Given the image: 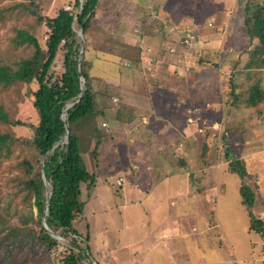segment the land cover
<instances>
[{
    "label": "rangeland",
    "instance_id": "374dc122",
    "mask_svg": "<svg viewBox=\"0 0 264 264\" xmlns=\"http://www.w3.org/2000/svg\"><path fill=\"white\" fill-rule=\"evenodd\" d=\"M76 1L82 2L40 0L38 7L41 14L52 17L60 7ZM112 1L107 0L109 7ZM123 1L122 17L146 13L149 23L154 16V26L160 17L172 24L166 28L169 33H162L163 46L155 43L145 48L152 57L158 61L160 47L173 41L158 62L162 66L152 65L154 58L149 56L136 62V52L130 46L133 42L117 35L111 36L107 44H120L116 51L120 54L105 55L103 34L109 14L98 9L93 20L85 57L92 61L93 87L97 89L101 82L110 88L107 97L96 100L104 114L93 119V124L105 129V141L94 159L91 151L95 140L86 130L87 143L82 148L87 169L95 173L93 185L81 191L84 220L79 230L88 225L91 231L90 258L96 264H264V242L258 233L248 232L249 218L236 194L248 179L241 182L239 175L227 172L232 158L242 161L241 154L250 152L249 148L264 149L259 131L263 120L241 104L250 83L264 86V70L256 72L254 81L245 78L249 70L246 56L256 46L238 22L245 0H149L140 12L129 7L133 1L144 0ZM152 7L158 10L152 11ZM78 13L75 9L74 14ZM38 15L27 1L0 2V66H13L31 55V47L16 46L11 41L17 31H25L42 43L44 30ZM184 40L188 43L182 44ZM152 49L158 51L157 56ZM124 57L128 61L122 60ZM169 66L174 68L172 72ZM121 105L137 109L132 123L112 121L113 112ZM0 106L10 122L24 123L0 124V134H9L16 141L10 158L0 162V206L9 204L12 223H18L20 214L39 220L35 207L25 204L21 195L15 197L18 187L12 182L15 177H23L19 166L22 160L33 164L35 170L42 161L36 164V150L23 144L31 138L29 126L37 120L26 85L14 82L0 86ZM260 110L264 111V106ZM141 117H146L145 125ZM188 117L191 124L187 123ZM171 123L178 133L186 129L193 137L181 140L180 149L186 151L182 161L172 159L166 148L159 150L163 148L157 138L156 143L142 142L139 136L146 127L166 133L163 125L169 131ZM166 140L168 149L181 155L173 140ZM161 165L169 169L159 173ZM242 165L245 168L244 162ZM179 168L181 174L175 175ZM208 168L212 170L208 172ZM257 170L264 182V165H257ZM118 179L122 180L120 187L115 184ZM219 184L223 186L218 190ZM205 192L210 196L204 198ZM259 195L264 198V193ZM251 207L253 218L264 221L260 208Z\"/></svg>",
    "mask_w": 264,
    "mask_h": 264
},
{
    "label": "trees",
    "instance_id": "16d2710c",
    "mask_svg": "<svg viewBox=\"0 0 264 264\" xmlns=\"http://www.w3.org/2000/svg\"><path fill=\"white\" fill-rule=\"evenodd\" d=\"M21 1H27L39 13L37 21L43 27L44 38L40 43L33 35L17 31L11 39L13 44L31 47L32 52L28 58L19 60L13 66H0V86L20 82L28 89L37 120L35 124L28 125L32 136L23 144L36 150V164L58 141L62 144L43 160L42 171L48 188H45L42 181L40 166L35 170L33 164L22 160L19 166L23 169V177L12 179L15 187H18V192L14 194L15 197L21 195L22 201L31 208L35 207L38 216L47 204L45 224L53 234L63 238L64 243H57L51 238L41 227L38 218L34 220L32 215L20 214L18 223H12L9 204L6 203L4 207L0 206V264H91L88 249L91 231L88 225L79 230V225L84 220L81 191L83 187L93 185L95 173L87 169L82 148L87 143L86 130L90 131L91 139L95 140L91 151L94 159L101 142L105 141V129L93 124V119L104 114L103 109L97 107L96 100L101 96L107 97L110 86L100 82L97 89L93 87L90 75L92 61L85 57V53L88 51L89 34L98 9L103 8L109 14L106 20H116L122 15L120 12L124 10L122 6L125 1L114 0L110 7L107 0L76 1L74 5L70 3L60 7L52 17L41 14V8L38 7L40 0ZM75 9H79L78 14H74ZM241 12L238 22L248 40L256 43L253 51L245 55L246 69L250 70L245 78L254 81L256 72L264 70V0H245ZM78 29L85 41L80 74L75 69L80 49L75 33ZM112 32H117V29L108 28L103 34L105 46L109 48L107 51L116 50L120 45L109 42L108 46L107 41ZM133 50L137 55L136 62H139L137 46L134 45ZM127 58L122 60L128 61ZM81 79L84 82L82 97L77 105L68 108L78 100L83 85ZM244 93L245 98H242L241 104L264 122V111L260 110L264 106V86L257 82L250 83ZM65 110V114L60 117ZM136 112V108L121 105L113 112L112 121L130 124L135 120ZM107 120H110L109 117ZM0 124L22 126L24 123L20 120L10 122L0 106ZM15 142L9 134H0V162L10 158ZM169 152L172 159L182 161L181 156ZM225 154L229 156L226 150ZM242 164V161L232 158L227 168V172L239 175L241 181L247 176ZM240 190L241 203L249 218L248 230L258 233L264 242V221L253 218L250 212L252 195L247 187L242 184Z\"/></svg>",
    "mask_w": 264,
    "mask_h": 264
},
{
    "label": "crops",
    "instance_id": "0c3cea01",
    "mask_svg": "<svg viewBox=\"0 0 264 264\" xmlns=\"http://www.w3.org/2000/svg\"><path fill=\"white\" fill-rule=\"evenodd\" d=\"M149 0H144L143 2H140V1H133V5H131L129 7V10L130 8L133 9L135 8V12H140L143 8H145L148 4ZM133 7V8H132ZM155 7V6H154ZM152 11H156L158 10L157 9H154L152 7L151 9ZM135 15V16H134ZM121 18H124V20H122ZM150 17L145 13L143 15L141 14H131V13H128L126 16L122 17V15L120 16V19H116L117 21L115 20H105V31L108 30V28H113L115 27L117 29V32H112L111 35H117L119 37H124L125 39L129 40V41H132L133 43V46L132 48L135 46H137L138 48V54H139V63L140 61H144V58L149 56V57H152L151 54H149L148 50H146L145 48H151V46L158 44L159 46H163L164 44H162L164 42V35L162 33H165V31L167 30L166 28H170L172 26V24H169L168 20L165 19V18H159V20H157L158 22L156 23V25L154 26L153 25V18L154 16L152 17V21L151 23H149L148 20ZM124 21V22H121ZM113 22V24H111ZM112 25V26H111ZM109 26V27H108ZM154 26V27H152ZM108 27V28H107ZM152 27V28H150ZM150 28V31H148V29ZM131 29V30H130ZM169 30L166 31V33H169ZM110 32V31H109ZM132 33H135V35H133L134 39L131 38V35ZM158 35V36H157ZM172 35V34H171ZM173 41V40H172ZM171 41V42H172ZM166 46V47H160L161 49H159V55L157 56L156 53L158 54V51L156 52V49H152L153 50V55L154 56H157L156 58H159L158 61L154 58L152 60H154L151 64L152 65H155V66H162L161 64H158V62H161L162 58L161 57H164L162 55V53L164 52V50L166 51L168 48H169V45L170 43ZM152 44V45H151ZM158 46V47H159ZM154 48V47H153ZM113 51V50H112ZM116 50H114L113 53H111V51H107V49L105 48V55L106 54H110L111 56L113 54H116V55H119L118 53L119 52H116ZM163 65H166L164 62H162ZM171 67V66H169ZM174 70V68H168V71L169 72H172ZM164 71H166V69H164ZM166 73V72H165ZM170 109V107L168 108ZM167 109V110H168ZM143 118V117H141ZM146 118V117H144ZM167 120V119H166ZM149 125V124H148ZM150 126V125H149ZM163 127H165V132L166 133H161V132H157L155 131L153 128L151 129H148L147 127L145 128V131H140L139 132V136L140 138L142 139V142H146V141H151V142H154L156 143L155 141V138H157L160 142V145L162 146L163 149L159 148V150H162V151H166L165 148L167 149V151H171V149H168L169 147L166 146V144L168 143L166 139L168 140H173V143L175 145V148L177 147V154H179V152L181 153V155H178V156H182L183 155L185 156V152L186 151H182L180 149V143L182 141H185L187 139H190V135H188L187 133V130L185 129V132H181V133H178L177 132V129H173L174 125L173 123H171L170 127H169V131L167 130V127L163 125ZM262 135H263V132H264V128L262 127L261 130H259ZM137 138V136H136ZM183 138V139H182ZM193 138V137H191ZM182 140V141H181ZM262 140L264 141V136L262 138ZM141 141L139 142V144L142 143ZM178 144V145H177ZM250 152H244L241 154L240 156V160H242L245 164V168H246V172H247V176L244 178V179H248L247 181V185H244L245 187H250V189H248V191L251 193L252 195V198H254V202H252V207L251 209H254V207L256 209H259V212H260V215H262V217H264V198L263 197H260L259 193H264V185H263V177L262 175L258 172L257 170V165H258V168L262 165H264V149H256V148H249L248 149ZM155 152V151H154ZM175 152V150H174ZM159 162H161L159 160ZM249 163V164H248ZM221 164H219L220 166ZM219 166L217 168H219ZM164 168L166 169H169V166L168 165H161L160 166V172L163 173V170ZM183 169V166L181 165V167ZM180 168L177 170L178 172H175L173 174L175 175H179L181 174V170ZM157 169H155L156 171ZM212 170L211 168H208V172ZM200 173V170L198 171V174ZM167 175V174H166ZM218 175H219V171H218ZM155 177V176H154ZM163 180V179H161ZM243 182V181H241ZM255 182V184L253 183ZM252 183V185H251ZM241 185L237 188V191H236V194L237 196L241 195ZM223 185L219 184L218 185V190L222 188ZM239 191V192H238ZM210 194L208 195V193H203V197L204 198H207L209 197ZM240 199H241V196H240ZM241 202V201H240ZM242 205V203H241ZM246 214H247V211H246ZM248 227H249V224H248ZM249 232V230H248ZM263 259V258H262ZM262 259H258L257 261L259 260H262Z\"/></svg>",
    "mask_w": 264,
    "mask_h": 264
},
{
    "label": "water",
    "instance_id": "95a60500",
    "mask_svg": "<svg viewBox=\"0 0 264 264\" xmlns=\"http://www.w3.org/2000/svg\"><path fill=\"white\" fill-rule=\"evenodd\" d=\"M75 33H76V35H77V37H78V39H79V42H80V49H79V55H78V61H77V65H76V72L78 73V74H80V62H81V60H82V58H83V49H84V39H83V37H82V34H81V31L79 30V32L78 31H75ZM80 78H81V76H80ZM82 80V79H81ZM83 91H84V82H83V85H82V87H81V91H80V93L78 94V100L71 106H69L68 108H72V107H74L75 105H77L78 103H79V101H80V99H81V97H82V94H83ZM67 110V109H66ZM66 110L62 113V115H60V117H62L64 114H65V112H66ZM60 144H62L60 141H58V143L56 144V145H54V147H52L51 148V150L42 158V161H41V163H40V168H41V178H42V181H43V183H44V186H45V188H48V184L46 183V180H45V177H44V175H43V171H42V168H43V160L46 158V156H48V155H51L52 154V152H53V150L58 146V145H60ZM46 212H47V204L45 205V207H44V210H43V212L41 213V215L39 216V223H40V225H41V227H43V229L48 233V235L51 237V238H53L57 243H60V241H64V239L63 238H61L60 236H58V235H56V234H53L48 228H47V226H46V224H45V215H46ZM86 254H88L87 253V251H84ZM89 261H90V263L91 264H96L90 257H89Z\"/></svg>",
    "mask_w": 264,
    "mask_h": 264
},
{
    "label": "built area",
    "instance_id": "2783aa9c",
    "mask_svg": "<svg viewBox=\"0 0 264 264\" xmlns=\"http://www.w3.org/2000/svg\"><path fill=\"white\" fill-rule=\"evenodd\" d=\"M187 43H188L187 40L182 41V44H187ZM180 44H181V42H180ZM169 52L172 53V52H174V51H173V49H170ZM188 122H189V123H192V120L189 119ZM141 123H143L144 125L146 124V120H145L144 117L142 118ZM102 127H103V128L106 127V124H105V123H102ZM199 132H200V131H199ZM121 181H122L121 179H118V180H116L115 184H116L117 186H120V185H121Z\"/></svg>",
    "mask_w": 264,
    "mask_h": 264
},
{
    "label": "clouds",
    "instance_id": "9594fccd",
    "mask_svg": "<svg viewBox=\"0 0 264 264\" xmlns=\"http://www.w3.org/2000/svg\"><path fill=\"white\" fill-rule=\"evenodd\" d=\"M118 187H120V186H118Z\"/></svg>",
    "mask_w": 264,
    "mask_h": 264
}]
</instances>
